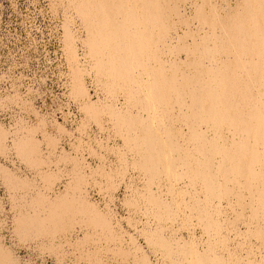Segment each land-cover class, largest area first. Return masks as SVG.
<instances>
[{"label":"bare ground","instance_id":"bare-ground-1","mask_svg":"<svg viewBox=\"0 0 264 264\" xmlns=\"http://www.w3.org/2000/svg\"><path fill=\"white\" fill-rule=\"evenodd\" d=\"M53 2L65 100L0 95V264H264V0Z\"/></svg>","mask_w":264,"mask_h":264},{"label":"rangeland","instance_id":"rangeland-1","mask_svg":"<svg viewBox=\"0 0 264 264\" xmlns=\"http://www.w3.org/2000/svg\"><path fill=\"white\" fill-rule=\"evenodd\" d=\"M53 4H56L53 0H0V95L5 96L8 92L6 104L12 109L20 106L19 95L34 98L33 102L41 101L46 107H52L57 104V99L64 98L61 95L63 84L66 79L69 82L71 75H68L62 54L63 12L60 5L56 4L55 8ZM68 91L67 87V99ZM1 113L6 111L0 107ZM81 115L90 125L95 124L91 115L82 111ZM104 116L106 114H102V118ZM0 161L8 166V160L1 155ZM5 189L0 184L3 201L7 198ZM18 241L16 247H23Z\"/></svg>","mask_w":264,"mask_h":264},{"label":"built area","instance_id":"built-area-1","mask_svg":"<svg viewBox=\"0 0 264 264\" xmlns=\"http://www.w3.org/2000/svg\"><path fill=\"white\" fill-rule=\"evenodd\" d=\"M35 105H37V108H44V105L42 104V102H35ZM9 114L7 115L6 113L4 115H2V113L0 114V121L4 124H8L9 123Z\"/></svg>","mask_w":264,"mask_h":264}]
</instances>
